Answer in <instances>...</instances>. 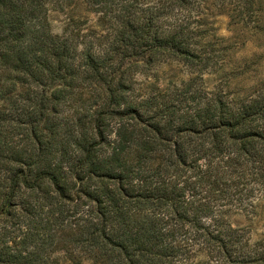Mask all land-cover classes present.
<instances>
[{
  "label": "trees",
  "instance_id": "trees-1",
  "mask_svg": "<svg viewBox=\"0 0 264 264\" xmlns=\"http://www.w3.org/2000/svg\"><path fill=\"white\" fill-rule=\"evenodd\" d=\"M215 14L264 31V0H0V264H264L228 219L264 199V83L137 88L165 62L222 70Z\"/></svg>",
  "mask_w": 264,
  "mask_h": 264
},
{
  "label": "rangeland",
  "instance_id": "rangeland-1",
  "mask_svg": "<svg viewBox=\"0 0 264 264\" xmlns=\"http://www.w3.org/2000/svg\"><path fill=\"white\" fill-rule=\"evenodd\" d=\"M71 15L69 11H52L49 14L52 31L61 34ZM82 15L95 22V17ZM209 27L212 33L225 40L223 45L228 47L222 70L216 72L212 69L198 77L197 73L183 63L165 62L137 74L138 90L145 95L169 94L180 90L182 83L196 79L193 89L201 90L203 101H208L210 93L216 88H224L230 98L254 97L264 83V31L258 35L248 31H235L228 17L217 14L209 19ZM228 79L230 87L226 88ZM228 219L233 226L246 229L253 241L260 240L264 236V199L256 203L252 212L233 211ZM55 257L59 264H72L63 253H57Z\"/></svg>",
  "mask_w": 264,
  "mask_h": 264
}]
</instances>
